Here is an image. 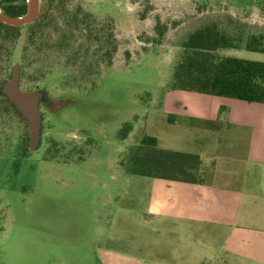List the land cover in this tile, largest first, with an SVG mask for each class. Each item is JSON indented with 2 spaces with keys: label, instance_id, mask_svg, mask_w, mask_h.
Segmentation results:
<instances>
[{
  "label": "rangeland",
  "instance_id": "374dc122",
  "mask_svg": "<svg viewBox=\"0 0 264 264\" xmlns=\"http://www.w3.org/2000/svg\"><path fill=\"white\" fill-rule=\"evenodd\" d=\"M65 1L105 37L113 33L117 51L110 65L95 61L85 26H51L46 53L28 42L27 28L3 43L0 86L20 64L22 89L46 98L31 152L27 122L0 97V264H264V168L248 166L242 131L181 114L190 106L171 88L194 30L216 23L232 35L264 34L257 0ZM51 17L61 19L56 6ZM72 33L89 52L81 68L54 48ZM220 54L264 62L246 41ZM148 136L162 149L202 154L199 175L214 189L190 194L176 184V193L130 174L131 150Z\"/></svg>",
  "mask_w": 264,
  "mask_h": 264
},
{
  "label": "trees",
  "instance_id": "16d2710c",
  "mask_svg": "<svg viewBox=\"0 0 264 264\" xmlns=\"http://www.w3.org/2000/svg\"><path fill=\"white\" fill-rule=\"evenodd\" d=\"M257 4L264 11V0H257ZM55 6L61 19L54 20L51 17ZM0 8L8 15L23 16L27 13L28 0H0ZM88 21L89 17H82L79 11L67 9L65 0H49V10L31 24L13 27L0 23V53L3 43L15 41L23 28L29 29L28 42L46 53L53 47L49 45V34L46 33L51 26L62 30L61 32L64 30L74 32L85 26L89 33L85 42L96 45L94 60L110 65L117 51L116 38L113 33L105 37ZM59 22H62L61 26ZM78 39L77 35L72 33L71 36L60 39L56 45L54 44V48L60 52H68V63L81 68L89 52L86 55L82 54L83 46L77 45ZM243 41H246L247 50L264 53L262 33L246 35L245 29H242L232 35L216 23H209L194 30L181 44L182 52L174 66L171 88L264 104V62L225 57L220 54L222 50L239 48ZM2 85L0 97L3 104L25 121L13 103L2 93ZM204 123L216 125L208 121ZM131 131L132 125L127 124L121 131V138L124 140ZM201 166L203 162L198 155L162 149L158 146L156 138L150 136L144 137L141 143L131 150L126 165L127 171L135 176L188 184L204 182V177L199 175Z\"/></svg>",
  "mask_w": 264,
  "mask_h": 264
},
{
  "label": "crops",
  "instance_id": "0c3cea01",
  "mask_svg": "<svg viewBox=\"0 0 264 264\" xmlns=\"http://www.w3.org/2000/svg\"><path fill=\"white\" fill-rule=\"evenodd\" d=\"M172 94H175V98L186 101V103H188L190 106L189 110H186L181 114H187L189 115V117L202 119L204 120V122L222 119V123L225 122L229 127H235L242 131L244 133V137L242 140L246 142L247 146L246 157L248 166H252L254 169L263 170L264 104L250 103L226 97H218L180 90H175ZM224 108L229 110L227 116H223L222 109ZM223 117L227 120H223ZM165 149L188 152L196 154L198 156L202 155L185 150H176L171 148ZM158 180L164 181V183L162 184L167 190H171L172 188L176 193H180V190H177L178 187H176V184H183L184 186H186L183 190H186V192H189L190 194H195L197 188L214 189L213 187H215V185L205 186V182H203L202 184H188L171 180ZM176 201H178V197L176 198Z\"/></svg>",
  "mask_w": 264,
  "mask_h": 264
},
{
  "label": "water",
  "instance_id": "95a60500",
  "mask_svg": "<svg viewBox=\"0 0 264 264\" xmlns=\"http://www.w3.org/2000/svg\"><path fill=\"white\" fill-rule=\"evenodd\" d=\"M49 10V4L42 6L40 0H28L27 13L23 16H11L0 11V23L22 27L35 22ZM21 65L12 67L10 78L1 87L2 93L13 103L21 113L30 131L29 150L36 151L42 137L41 103L46 95L42 90H23L21 85Z\"/></svg>",
  "mask_w": 264,
  "mask_h": 264
},
{
  "label": "flooded vegetation",
  "instance_id": "af4514ba",
  "mask_svg": "<svg viewBox=\"0 0 264 264\" xmlns=\"http://www.w3.org/2000/svg\"><path fill=\"white\" fill-rule=\"evenodd\" d=\"M0 11H3L1 8H0ZM4 12V11H3ZM23 27V26H22Z\"/></svg>",
  "mask_w": 264,
  "mask_h": 264
}]
</instances>
